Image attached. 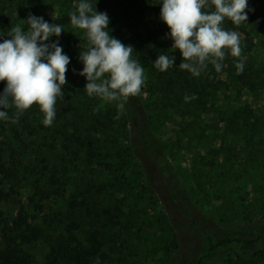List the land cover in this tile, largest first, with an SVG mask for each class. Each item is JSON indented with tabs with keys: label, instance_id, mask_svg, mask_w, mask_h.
I'll return each instance as SVG.
<instances>
[{
	"label": "rangeland",
	"instance_id": "obj_1",
	"mask_svg": "<svg viewBox=\"0 0 264 264\" xmlns=\"http://www.w3.org/2000/svg\"><path fill=\"white\" fill-rule=\"evenodd\" d=\"M259 1L248 0L255 19L237 31L244 69L249 74L252 69H264V0ZM77 2L0 0V39L16 25H22L26 31L28 25H24L22 20L26 21L30 14L43 17L50 24L63 26L65 31L59 37L53 36L46 42L58 40L63 53L70 58L67 83L63 86L67 89V94L62 97L65 103L55 105L61 115H71L70 112L78 110L82 104L85 109L95 108L90 102L91 97L82 98L80 92L82 79L79 73L83 63L79 56L80 51L87 48V43L83 42V30L73 28L70 22L62 24L60 20L64 5L74 6ZM121 42L129 45L127 39ZM241 58L231 56L233 60L223 64L217 75L223 83L222 91L217 94L215 105L196 122L191 117L177 115L172 109L159 112L155 107L157 100L150 93L151 78L146 70L140 95L151 114L154 132L170 163L178 169L179 179L195 205L225 228L242 232L253 241L262 233L264 225V73L259 74L255 90L238 84L235 75H229V65L233 63L231 69L238 73L235 65ZM133 59L138 60L135 51ZM4 87L5 82H0V93ZM117 103L103 101L100 106L109 104L114 107ZM237 109H245L248 115L253 116L258 125L255 133L250 130L237 132L231 128L232 120L238 116ZM5 111L10 119L0 120V148L5 150L2 162L14 168L17 177L9 182L0 173V191L3 194L0 207L5 216L3 228L11 231L28 217L33 225L49 228L59 244L66 236L56 217L63 211L64 199L69 201L74 196V188L79 185L74 179L104 182L103 171L96 165L85 170L80 152L75 155L71 150V157L68 152H61V133L66 129L69 134L75 131L71 120L62 123L54 120L51 126H45L42 123L44 114L38 105L26 110L17 122H12L15 108ZM120 125L122 129L117 141L97 136L101 140L97 151L101 158L111 152L119 157L125 148L131 147L133 134L127 116ZM69 159L73 162L68 164L67 175H62L60 164ZM145 171L143 162L134 154L128 166L131 184L127 192L114 191L120 198L124 195L128 202V243L123 255L113 254L106 262L99 258L95 264H264V254H259L252 244L235 241L220 245L216 238L211 242L205 234L179 231L173 227L160 194L147 189L143 180ZM141 172L142 177L139 176ZM56 176L62 183H67L62 196V190L55 191L62 184L55 180ZM155 177L156 184L164 188L159 175ZM211 243L215 247L213 250ZM31 252V264H45L49 246L40 240L32 246Z\"/></svg>",
	"mask_w": 264,
	"mask_h": 264
},
{
	"label": "trees",
	"instance_id": "obj_2",
	"mask_svg": "<svg viewBox=\"0 0 264 264\" xmlns=\"http://www.w3.org/2000/svg\"><path fill=\"white\" fill-rule=\"evenodd\" d=\"M75 1H78L76 5L80 2V0ZM89 2L93 6L96 4L98 12L107 13L110 21L109 34L120 41L127 39L128 44L133 46L142 67L150 75V93L156 98L155 107L159 108L160 113L172 109L177 115L183 118L191 117L196 122L215 105L217 94L222 91L223 85L217 78L218 72L215 71L214 66L208 64L200 76L194 77L188 71L179 68L182 56L178 50L171 48L173 41L169 37L170 29L160 19L161 0H89ZM76 5H64V12L60 18L62 24L70 22L69 13L75 11ZM251 7L248 4L246 22L236 26L225 19L222 27L237 32L242 26L248 25L255 19ZM204 11H214L210 0L209 7ZM5 38L10 37L8 34H3L0 43ZM83 42L87 43L86 38ZM225 51L226 57L222 65L233 60L229 51ZM159 54L175 56V64L165 72L154 67L153 62ZM232 67L233 63L229 65V75H235L238 84L247 85L253 90L258 87L257 79L260 73H264V69L262 71L252 69L249 74L245 69L242 73H234ZM81 79L80 92L82 98L87 99L89 96L84 89L87 81L84 76H81ZM62 91L67 94V89L63 86ZM186 95H194L196 99L185 101ZM64 100L62 97H57L56 104L59 102L64 104ZM90 102H93L95 108L85 109L80 103L82 107L78 110L74 109L70 112L71 115H61L56 110L54 120L60 123L71 120L75 128L73 134H69L68 129L61 133L59 143L61 152L65 154L66 151L69 156L71 150L75 155L80 152L85 161V170L92 169L96 165L103 171L105 181L98 183L94 179L86 181L82 179L79 182L78 179H74L79 184L74 188V196L69 201L64 199L63 211L56 217L57 222L63 225L66 236V239L59 244L50 234L49 228L33 225L28 221V217L18 223L15 229L5 231L3 228L5 216L0 207V264H31L32 246L40 240L46 241L49 246L45 264H95L99 258L106 262L105 260H109L113 254L123 255L128 243V219H126L128 202L124 195L120 198L119 194H114V191L127 192L128 185L131 184L128 180V166L134 154L140 158L146 169L143 180L147 189L160 194L167 218L173 227L179 231L205 234L209 236L211 242L216 238L220 245L235 241L249 246L252 244L259 254H264V225L262 233L252 241L242 232L225 228L195 205L179 179L178 169L170 163L154 132L151 114L148 113L149 110L140 94L129 97L122 111L116 104L114 107H110L109 104L101 107L100 102L103 101L95 96L90 98ZM65 112L68 113L67 110ZM237 113V119H233L230 124L231 128L237 132L250 130L255 133L258 125L254 122L253 116L248 115L245 109H237ZM126 116L133 134L131 147L125 148L119 157L111 152L101 158L97 153L101 140L97 136H106V140L111 139V142L117 141L122 129L120 122L126 119ZM4 151L0 148V173L4 180L10 182L17 177V172L2 162ZM71 162L73 160L69 159L60 164L59 171L62 175H67L68 164ZM141 175L142 172L139 176ZM157 175L162 179L164 187L162 189L156 184ZM55 180L62 183L57 176ZM66 186L67 183L63 181L55 191L62 190V196L67 190ZM2 196L0 191V205ZM125 196L128 198V195ZM211 249H215L212 243Z\"/></svg>",
	"mask_w": 264,
	"mask_h": 264
},
{
	"label": "clouds",
	"instance_id": "obj_3",
	"mask_svg": "<svg viewBox=\"0 0 264 264\" xmlns=\"http://www.w3.org/2000/svg\"><path fill=\"white\" fill-rule=\"evenodd\" d=\"M160 19L170 29L172 49L182 56L179 64L198 77L208 67L216 72L222 69V61L228 50L230 55L241 58L240 34L225 30V19L239 26L248 20V0H210L214 11L206 12L209 0H161ZM71 26L83 30L87 48L80 51L83 69L79 75L86 78L84 89L89 97L104 102H118L121 111L129 97L140 94L145 84V69L133 59L134 48L111 36L109 17L98 12L89 0H80L75 11L69 13ZM22 25L11 27L8 37L0 43V82H5L0 93V120H9L6 109L15 108L12 122L33 105L44 114L42 123L51 126L55 116L57 97H63L62 86L67 83L66 73L70 58L63 53L59 41L46 43L51 37H59L63 26L48 23L43 17L29 15ZM161 72L175 64V56L159 54L153 62ZM244 58L235 67L244 70ZM185 101L196 99L186 95ZM119 118V117H117Z\"/></svg>",
	"mask_w": 264,
	"mask_h": 264
}]
</instances>
